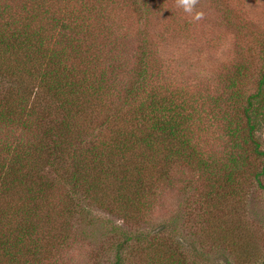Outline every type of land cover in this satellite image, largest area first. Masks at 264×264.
I'll return each mask as SVG.
<instances>
[{"label": "trees", "instance_id": "trees-1", "mask_svg": "<svg viewBox=\"0 0 264 264\" xmlns=\"http://www.w3.org/2000/svg\"><path fill=\"white\" fill-rule=\"evenodd\" d=\"M110 3L0 0V264L49 261L68 244L75 216L93 225L86 201L138 220L173 166L199 173L200 207L215 212L238 195L248 175L264 187V163L259 172L254 168L264 159V65L250 94L244 90L251 61L236 64L222 77L221 91L197 106L193 96L173 94L153 79L154 52L144 38L135 78L118 87L122 66L115 62L122 61L104 16ZM104 39L113 45L107 66L97 46ZM262 46L264 64V39ZM209 117L222 126L221 162H211L194 144L197 130L214 125ZM46 168L52 177L44 175ZM57 185L65 193L56 211ZM221 220L211 216L209 231L239 257L232 232L222 236ZM153 231L146 242L154 259L187 264ZM130 235L117 244L119 252L144 234Z\"/></svg>", "mask_w": 264, "mask_h": 264}, {"label": "rangeland", "instance_id": "rangeland-1", "mask_svg": "<svg viewBox=\"0 0 264 264\" xmlns=\"http://www.w3.org/2000/svg\"><path fill=\"white\" fill-rule=\"evenodd\" d=\"M194 11H203V18L192 19L177 0H146L143 7L139 0L136 4L130 0L110 3L104 16L113 33L116 55L122 61L115 62L122 66L116 85L120 83L121 87L133 80L138 47L145 38L154 52L149 62L153 79L167 91L180 96L185 92L186 96L196 98L199 106L203 97L210 94L214 98L221 91L222 77L230 69L251 61L244 92H253L264 65L259 58L264 39V0H196ZM104 42L97 46L106 55L107 66L112 63L109 50L113 45L109 39ZM206 114L202 111L199 116ZM209 122L214 125H205L206 131L194 133V144L211 162H221L222 126L213 117H209ZM261 136L264 143L263 131ZM263 163L264 159L256 161V172ZM49 170H45L46 177H52ZM160 181L148 196L138 220L125 219L86 201V218L93 225L75 216L68 244L59 251L53 250L51 259L44 264H117L118 254L121 264H160L146 242L153 230L168 238V249L184 254L187 264H264V187L253 174L243 180L238 195L218 212L200 207L198 188L202 183L198 172L173 166ZM261 182L264 184V176ZM56 188L53 209L57 211L65 187ZM211 216L222 217V236L232 232L230 237L241 249L239 257L212 235L214 231H209ZM130 234L146 236H140L142 241H128L119 252L117 244Z\"/></svg>", "mask_w": 264, "mask_h": 264}, {"label": "clouds", "instance_id": "clouds-1", "mask_svg": "<svg viewBox=\"0 0 264 264\" xmlns=\"http://www.w3.org/2000/svg\"><path fill=\"white\" fill-rule=\"evenodd\" d=\"M177 4L183 11L192 16L194 20H200L203 18V11H194L196 0H177Z\"/></svg>", "mask_w": 264, "mask_h": 264}]
</instances>
